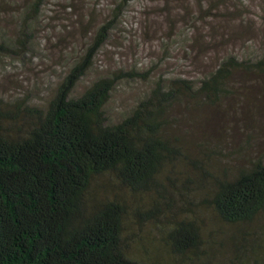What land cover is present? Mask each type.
<instances>
[{"label":"trees","instance_id":"1","mask_svg":"<svg viewBox=\"0 0 264 264\" xmlns=\"http://www.w3.org/2000/svg\"><path fill=\"white\" fill-rule=\"evenodd\" d=\"M47 1L26 6L21 46L32 42L30 24ZM175 1L206 3L215 18H226L211 25L215 58L199 79L161 76L118 121L106 111L118 82L147 80L153 69L121 68L77 93L125 0L98 24L45 104L0 97V264H264V155L252 149L258 137L250 129L228 151L219 137L190 145L183 132L192 116L247 101L248 88L264 82V47L253 56L219 49L220 38H259L256 21L241 11L252 1ZM165 2L161 13L177 18ZM83 14L59 40L75 35L71 25L89 31L96 12ZM205 37L196 35L192 47Z\"/></svg>","mask_w":264,"mask_h":264},{"label":"rangeland","instance_id":"2","mask_svg":"<svg viewBox=\"0 0 264 264\" xmlns=\"http://www.w3.org/2000/svg\"><path fill=\"white\" fill-rule=\"evenodd\" d=\"M31 1L0 0V43L10 48L0 49V97L10 101L27 98L43 105L73 60L84 53L98 24L109 19L118 1L125 0H74L75 5L71 7L70 0H48L42 15L30 24L32 42L23 47L18 38L26 6ZM251 1L252 4L241 11L245 18L256 21L253 33L258 32L259 38L255 39L252 34L250 38L244 37V41L239 40V35L220 38V54L234 51L239 56H253L264 47V0ZM183 4L170 0L168 8L180 13L177 18L176 14L168 18L161 13V9L166 8L164 0H127L123 15L97 55L93 68L78 85L77 93L92 80L121 68L139 73L153 69L147 80L138 77L118 82L106 108L111 119L118 121L161 76L183 75L199 79L215 58V52L212 55V49L208 48V44L214 45L211 25L219 21L224 23L226 18H215V10L206 3L202 7L193 3L183 7ZM179 7L184 9L180 11ZM93 9L96 12L94 25L88 32L71 25L67 32H76L75 35L68 41L59 40L67 37L60 33L65 24L76 23L79 15ZM187 9L189 13L184 12ZM199 34L206 37L199 38V44L193 48ZM248 89L247 101H235L221 110L208 108L199 113L198 118L194 115L186 120L183 132L190 145L214 135L228 151H236L251 129L250 133L258 137L253 153L264 155V82H255ZM250 112L251 117L248 116Z\"/></svg>","mask_w":264,"mask_h":264}]
</instances>
